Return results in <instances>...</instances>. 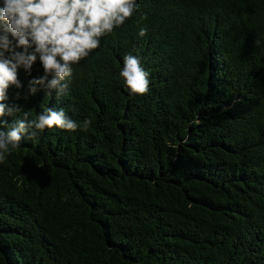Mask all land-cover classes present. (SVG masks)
Listing matches in <instances>:
<instances>
[{"label": "trees", "instance_id": "16d2710c", "mask_svg": "<svg viewBox=\"0 0 264 264\" xmlns=\"http://www.w3.org/2000/svg\"><path fill=\"white\" fill-rule=\"evenodd\" d=\"M137 3L66 95L26 96L38 64L9 89L17 118L92 125L25 138L0 165V264H264V0ZM128 53L143 96L118 77Z\"/></svg>", "mask_w": 264, "mask_h": 264}, {"label": "clouds", "instance_id": "9594fccd", "mask_svg": "<svg viewBox=\"0 0 264 264\" xmlns=\"http://www.w3.org/2000/svg\"><path fill=\"white\" fill-rule=\"evenodd\" d=\"M137 11V0H0V129H4L0 131V165L19 150L25 138L37 141L46 129L75 132L92 125L90 118L78 122L63 108L46 107L34 118L26 111L17 118L19 107L6 101L9 89H16L19 96L25 88L19 71L31 76L34 65L42 69V75L28 80L26 96L41 90L46 96L66 95L74 66L100 48L101 40ZM145 19L146 15L140 17ZM147 34V26H140L138 37ZM118 77L129 97L149 91V73L138 56H123Z\"/></svg>", "mask_w": 264, "mask_h": 264}]
</instances>
